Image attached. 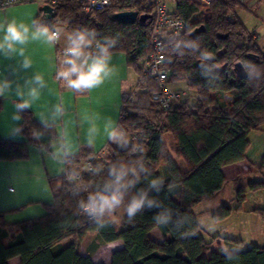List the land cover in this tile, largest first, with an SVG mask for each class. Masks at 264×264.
I'll return each instance as SVG.
<instances>
[{
    "label": "trees",
    "instance_id": "1",
    "mask_svg": "<svg viewBox=\"0 0 264 264\" xmlns=\"http://www.w3.org/2000/svg\"><path fill=\"white\" fill-rule=\"evenodd\" d=\"M46 4L55 11L50 23L64 25L69 31L77 27L95 28L101 35L118 37L114 53H124L128 66L138 75L137 93H125L122 97L120 124L134 128L136 143L143 145L153 175L162 177L160 165L164 164L171 181H165L158 196L154 190L150 192L161 202L158 207L146 208L131 223L125 217L121 230L113 224L97 232L94 224L77 214L78 197L70 194L64 176L52 179L53 202L45 205L44 216L8 224L6 214L0 212V264H12L16 259L18 264H95L78 247V242L90 233L98 234L104 243L123 242V248L112 255L111 264H264V246L233 251L231 260L219 251L211 252L212 244L200 235L196 213L197 206L224 191L228 180L223 169L246 159L250 133L264 126V52L257 35L249 32L239 19L238 11L246 8L244 3L212 0L201 13L202 19L196 21L193 18L199 6L192 0H180L179 15L190 28L184 37L167 41V66L172 81H185L196 93L197 101L190 106L185 99L170 111L159 106L157 81L142 75L141 63L151 52V20L124 24L114 19L122 11L146 15L139 3L124 2L91 14L83 11L78 0H43V6ZM229 13H233L232 19ZM202 25L205 33L191 40L190 33ZM205 51L213 53L214 58L202 60ZM242 61L251 65L246 69ZM238 64L244 67L246 77H239ZM20 113L21 132L27 141L15 142L0 136V160L28 159L30 144L50 151L49 141L57 136L54 125L37 122L28 109ZM33 129L43 133L39 141L31 136ZM167 136L173 140L176 155L168 147ZM110 150L108 158L93 164L107 166L132 158L126 149L110 146ZM93 156L81 150L71 158L74 162L69 170L78 169L84 181L91 182L96 178L89 176L85 162ZM180 160L185 170L180 167ZM254 168L263 177L264 159ZM240 178L234 179L238 207L246 201L240 192L245 190ZM169 185H173L171 190ZM247 187L253 193L263 191L264 179L249 181ZM157 214L167 217L163 227L155 224L153 217ZM230 214L231 209L225 208L219 218H228ZM155 229L163 242L153 239ZM72 238L73 242L63 244Z\"/></svg>",
    "mask_w": 264,
    "mask_h": 264
},
{
    "label": "clouds",
    "instance_id": "2",
    "mask_svg": "<svg viewBox=\"0 0 264 264\" xmlns=\"http://www.w3.org/2000/svg\"><path fill=\"white\" fill-rule=\"evenodd\" d=\"M62 39L64 47L48 57L50 74L58 92L84 97L119 75V68L113 62L114 49L119 43L117 36L101 35L95 28L88 27H77L66 32L64 28L40 18L24 22L10 16L6 10L0 12V60L14 62L7 68L13 78L21 70L33 67V60L27 51L31 43L40 42L55 50ZM200 58L209 60L214 56L210 51H205ZM242 64L247 69L251 62L242 61ZM13 83L16 84L15 89L12 88ZM46 86L44 74L39 71L26 78L21 85L15 79H9L5 70H0V98H8L13 91L16 97L13 102L15 111L11 117L13 122L21 120L20 110L33 107ZM60 98L61 103H64L62 94ZM64 114V108L56 105L52 118L55 121ZM39 115L43 120V114ZM79 115L82 124L87 125L84 143L88 147H94L97 139L103 136L108 142L128 150L132 158L116 160L107 166L89 164L86 171L96 179L85 182L78 169L69 170L74 162L71 158L77 155L79 145L73 143L67 124L56 126L57 136L49 141L51 151L43 147L40 151L47 154L57 166L56 171L64 176L70 185V194L78 197L77 214L86 217L99 232L124 217L129 223L134 222L137 215L142 214L146 208L158 207L161 202L157 196L164 190L165 180L153 175L143 145L133 143L129 133L111 116L98 118L87 113ZM21 129L22 125L14 123L9 136L23 139ZM42 135V132L35 129L31 131V136L37 141ZM32 147L36 148L35 145ZM168 187L171 190L173 185ZM153 190L157 196H150ZM153 219L159 227L167 223V217L163 214H157ZM224 251L225 256L231 260L233 256L230 252Z\"/></svg>",
    "mask_w": 264,
    "mask_h": 264
},
{
    "label": "crops",
    "instance_id": "3",
    "mask_svg": "<svg viewBox=\"0 0 264 264\" xmlns=\"http://www.w3.org/2000/svg\"><path fill=\"white\" fill-rule=\"evenodd\" d=\"M42 6L43 0H22L18 5L5 9L0 8V12L6 10L10 16L24 22H29L31 19L38 18L39 16H42V20H46L45 15L41 14ZM257 36L259 44V35L257 34ZM259 46L264 52V47L260 44ZM61 47L63 48L64 45H61ZM27 51L33 60L32 68L21 70L19 74L13 78L11 73L7 71V68L9 65L14 64V62L0 60V70H5V74L8 75L9 79H15V81L21 85H23L26 78L32 77L37 71L44 74L47 86L41 90L40 99L34 102L32 108L28 109L31 111L36 121L44 125H54L55 128L57 125L64 126L67 124L73 143L79 145L78 153L81 150H87L91 152V155H95L99 151L115 145L101 136L97 139L94 147H88L84 143V131L87 125L82 124L79 113H87L98 118L111 116L120 123L122 97L125 93L134 91L138 83V75L128 66L127 56L124 53H114L113 62L119 68V75L112 82L106 83L101 88L94 90L91 94L80 97L57 91V86L50 74L48 57L58 51V47L52 50L40 42H34L28 46ZM15 86L16 84L13 83L12 88L15 89ZM172 87L178 90L184 89L183 87L173 86V84ZM61 94L64 96V103H61ZM0 100L2 101V110L0 112V136L3 139L15 142L27 141L24 135L23 139H14L9 136L14 123H18L19 125L23 124L22 116L21 120L18 122H13L11 119L15 111L13 108V102L16 100L14 91L8 98H0ZM56 105H61L65 110V114L54 121L52 114L55 111ZM41 113L43 114V120L39 115ZM260 132L264 133V126L261 127ZM250 136L251 133L249 138ZM40 149L41 148L38 146L33 148L32 144H30L28 146V159L21 161L0 160V212L6 214L5 220L8 224L42 217L46 214L45 205L53 202L50 180L57 179L63 175L56 171L57 166L48 158L47 154L41 152ZM263 159L264 156L261 158L260 163L253 166L258 167L261 165ZM246 162L247 157L242 162L225 167L223 172L226 178L227 170L233 169L237 173H241L243 170L242 166H246ZM180 167L185 168V164L180 162ZM160 173L166 182L171 181L166 169L161 168ZM262 178L264 179V176ZM124 219L125 217L121 219L120 225H123ZM115 225H117V223H115ZM121 229L122 226L119 230ZM70 242L72 241L68 243ZM103 244L117 247V250H112V254L123 248L122 241ZM89 257L93 260L92 256ZM12 262L19 263L17 259Z\"/></svg>",
    "mask_w": 264,
    "mask_h": 264
},
{
    "label": "rangeland",
    "instance_id": "4",
    "mask_svg": "<svg viewBox=\"0 0 264 264\" xmlns=\"http://www.w3.org/2000/svg\"><path fill=\"white\" fill-rule=\"evenodd\" d=\"M241 1L246 8L238 11L239 19L249 32H255L259 35V44L264 47V0ZM205 9L206 8L200 6L199 17L194 20L200 21L203 17L201 13L204 12ZM58 26L64 28L66 32L69 31L64 25ZM60 44L64 45L63 39ZM172 84L173 86L183 87L188 92V97L185 99H187L190 106L196 103L197 95L188 88L185 81L178 82L174 80ZM129 93L133 95L137 93V89ZM123 127L129 133L132 142L136 143L137 137L134 128L128 126ZM249 140L251 145L246 153L247 162L246 166H242V172L237 173L233 169L227 170L226 175L228 183L224 191L215 199L196 207V213L199 216V224L201 226L200 235L212 244L211 252L219 251L225 254L224 250H228L231 253L234 249L241 250L244 247L264 246V213L260 214L264 209V190L253 193L247 187L249 181L256 182L263 180L259 173L254 172L255 168L253 165L255 166L260 163L261 158L264 156V133L260 132V130L252 132ZM167 143L169 149L176 155L175 149L172 146L173 140L169 136H167ZM113 147L119 148L116 145L111 146V148ZM110 152V147H108L104 155L105 159L108 158ZM179 162L183 161L180 160ZM161 168L166 169V166L162 164L160 165V169ZM185 168L183 167L182 169L185 170ZM237 176H241V183L245 190H240V192L242 193L241 195H244L246 200L239 207L237 203L236 185L234 184V179H236ZM225 208H230L231 214L228 218L221 219L219 218V214H221ZM120 223L121 219L118 220L116 225L118 230L122 226ZM151 235L153 239L158 242H163L162 235L157 229H155ZM74 240L73 238L65 240L63 244H68L69 241L73 242ZM78 243L81 254L84 256H92L96 264H111L113 255L112 250H117L116 246L103 244L104 242L96 233L86 235ZM211 252L209 254H211ZM12 264H17V262H13Z\"/></svg>",
    "mask_w": 264,
    "mask_h": 264
},
{
    "label": "built area",
    "instance_id": "5",
    "mask_svg": "<svg viewBox=\"0 0 264 264\" xmlns=\"http://www.w3.org/2000/svg\"><path fill=\"white\" fill-rule=\"evenodd\" d=\"M22 0H0V8L5 9L18 5ZM135 1L139 3L143 14L151 15L152 38L150 41L151 52L141 63L142 75L157 81L159 91L156 99L164 111H170L175 105L181 103L188 97V92L174 89L172 87V74L167 66V41L180 39L189 31V24L179 15L180 0H78L86 14L108 9L114 5L124 2ZM199 7L208 8L212 0H192ZM118 13V12H117ZM142 15L139 13V16ZM199 17V12L193 19ZM233 13H229V19ZM200 27V26H198ZM197 27V28H198ZM256 38V37H255ZM58 50L62 49L61 44ZM108 148H105L85 162L86 168L89 164L105 159Z\"/></svg>",
    "mask_w": 264,
    "mask_h": 264
},
{
    "label": "water",
    "instance_id": "6",
    "mask_svg": "<svg viewBox=\"0 0 264 264\" xmlns=\"http://www.w3.org/2000/svg\"><path fill=\"white\" fill-rule=\"evenodd\" d=\"M43 14L45 15L46 21H51L55 18V11L54 8L50 5H44L42 7ZM151 15H140L138 12L135 11H122L118 12L114 15V19L117 21H120L124 24H135L139 19L141 21L151 20ZM206 28L204 25L194 29L190 35L189 38L191 40L197 39L199 36H201L203 33H205ZM225 38V37H223ZM237 73L240 78L246 77V72L242 64L237 65Z\"/></svg>",
    "mask_w": 264,
    "mask_h": 264
}]
</instances>
